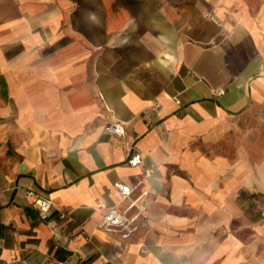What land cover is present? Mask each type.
Instances as JSON below:
<instances>
[{
	"label": "crops",
	"instance_id": "obj_1",
	"mask_svg": "<svg viewBox=\"0 0 264 264\" xmlns=\"http://www.w3.org/2000/svg\"><path fill=\"white\" fill-rule=\"evenodd\" d=\"M255 194L264 0H0V264H264Z\"/></svg>",
	"mask_w": 264,
	"mask_h": 264
},
{
	"label": "built area",
	"instance_id": "obj_2",
	"mask_svg": "<svg viewBox=\"0 0 264 264\" xmlns=\"http://www.w3.org/2000/svg\"><path fill=\"white\" fill-rule=\"evenodd\" d=\"M104 129L107 132L115 134L119 137L125 136V123L121 120H107L104 124ZM141 160L142 156L139 152H137L130 157L129 163L130 165L135 166L139 164ZM145 174L149 175V171H146ZM140 183L141 181H138L137 185ZM114 188L120 196L121 200H130V203L123 211L118 210L116 206H110L107 213L99 223V227L108 232L118 233L122 239H127L136 234V231L138 229L136 220L141 213L146 212V202H143L142 204H139L138 202L142 197L146 196L148 192L146 190H143L139 193L138 196L132 198L134 187L129 186L128 184H125L121 181H116L114 183ZM25 196L27 198L34 197L32 203L39 208V217L41 219H47L54 204L52 200L46 197L35 195L33 190L26 191ZM134 207L138 209L137 212L133 215H128V212ZM61 217H63V215H61Z\"/></svg>",
	"mask_w": 264,
	"mask_h": 264
},
{
	"label": "rangeland",
	"instance_id": "obj_3",
	"mask_svg": "<svg viewBox=\"0 0 264 264\" xmlns=\"http://www.w3.org/2000/svg\"><path fill=\"white\" fill-rule=\"evenodd\" d=\"M246 196H247V197L249 196V198H248V202H251V199H252V196H253V195H245V197H246ZM247 197H246V198H247ZM255 197H258V198H259V197H264V196H261V195H259V194H255ZM262 212H264V210H261V215L264 216V213H262Z\"/></svg>",
	"mask_w": 264,
	"mask_h": 264
}]
</instances>
